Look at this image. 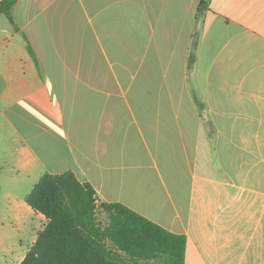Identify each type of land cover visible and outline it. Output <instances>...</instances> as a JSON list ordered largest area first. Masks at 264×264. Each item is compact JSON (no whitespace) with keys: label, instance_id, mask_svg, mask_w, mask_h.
<instances>
[{"label":"crops","instance_id":"0c3cea01","mask_svg":"<svg viewBox=\"0 0 264 264\" xmlns=\"http://www.w3.org/2000/svg\"><path fill=\"white\" fill-rule=\"evenodd\" d=\"M10 16L0 264L46 224L34 184L66 171L185 236V264H264V0H16Z\"/></svg>","mask_w":264,"mask_h":264},{"label":"trees","instance_id":"16d2710c","mask_svg":"<svg viewBox=\"0 0 264 264\" xmlns=\"http://www.w3.org/2000/svg\"><path fill=\"white\" fill-rule=\"evenodd\" d=\"M15 2L1 0L0 12L11 19ZM26 202L46 224L20 264H185V236L120 203H98L71 171L43 174Z\"/></svg>","mask_w":264,"mask_h":264},{"label":"rangeland","instance_id":"374dc122","mask_svg":"<svg viewBox=\"0 0 264 264\" xmlns=\"http://www.w3.org/2000/svg\"><path fill=\"white\" fill-rule=\"evenodd\" d=\"M97 218L99 219V221H100L101 223H105V222H106V219H105V217H104V214L101 213L100 211H97Z\"/></svg>","mask_w":264,"mask_h":264}]
</instances>
